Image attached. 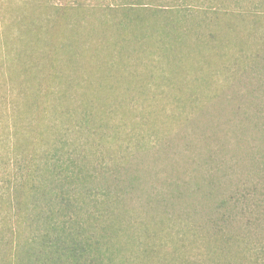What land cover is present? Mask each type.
<instances>
[{"label":"trees","instance_id":"trees-1","mask_svg":"<svg viewBox=\"0 0 264 264\" xmlns=\"http://www.w3.org/2000/svg\"><path fill=\"white\" fill-rule=\"evenodd\" d=\"M207 1L7 9L0 264H264V0Z\"/></svg>","mask_w":264,"mask_h":264},{"label":"rangeland","instance_id":"rangeland-1","mask_svg":"<svg viewBox=\"0 0 264 264\" xmlns=\"http://www.w3.org/2000/svg\"><path fill=\"white\" fill-rule=\"evenodd\" d=\"M27 0H0V48L4 44L5 37L4 32L7 29L8 19L10 10L18 9L23 6ZM49 4L52 5H63V6H71V5H83L86 8H97L104 10L108 6H122V7H137L139 6V1L143 3V5L148 6H156V7H172V6H208L210 1L207 0H47ZM219 2V0H218ZM258 2L248 1V0H233L232 2L223 3L224 7L230 6V8H242L244 11H249L250 9L256 11L255 9L259 6ZM215 5H221L219 3ZM250 10V11H252ZM3 71V70H2ZM6 75V76H5ZM4 76L0 72V195H3L7 191V186L13 181H15L16 177L19 174L18 170V161L14 157L13 151L10 148H7L6 141L11 140L12 137V124H13V109L12 105H14L13 96L11 95L9 89L10 86L5 81L7 78V72ZM16 94V93H15ZM19 103V100H17ZM17 108V106H16ZM18 110V109H17ZM174 132V130L169 131L168 134ZM219 137H222L218 135ZM9 142V141H8ZM9 143H12L11 141ZM207 152V151H206ZM230 153V151H229ZM233 153L227 155V159L232 156ZM14 162L16 165L14 166ZM4 192V193H3ZM3 214V213H1Z\"/></svg>","mask_w":264,"mask_h":264}]
</instances>
